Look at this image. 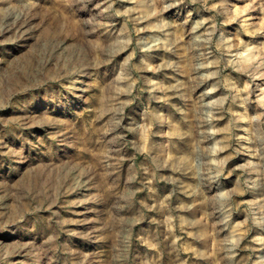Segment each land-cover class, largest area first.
Instances as JSON below:
<instances>
[{"label":"rangeland","instance_id":"obj_1","mask_svg":"<svg viewBox=\"0 0 264 264\" xmlns=\"http://www.w3.org/2000/svg\"><path fill=\"white\" fill-rule=\"evenodd\" d=\"M0 264H264V0H0Z\"/></svg>","mask_w":264,"mask_h":264}]
</instances>
